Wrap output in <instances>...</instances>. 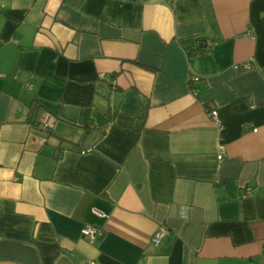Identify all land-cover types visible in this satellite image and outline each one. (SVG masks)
<instances>
[{"label": "crops", "instance_id": "0c3cea01", "mask_svg": "<svg viewBox=\"0 0 264 264\" xmlns=\"http://www.w3.org/2000/svg\"><path fill=\"white\" fill-rule=\"evenodd\" d=\"M0 74V264H264V0H0Z\"/></svg>", "mask_w": 264, "mask_h": 264}, {"label": "built area", "instance_id": "2783aa9c", "mask_svg": "<svg viewBox=\"0 0 264 264\" xmlns=\"http://www.w3.org/2000/svg\"><path fill=\"white\" fill-rule=\"evenodd\" d=\"M237 68L243 67V68H250L251 67V63L249 62H245L241 65L236 64L235 65ZM1 75V74H0ZM210 115L215 118V120L218 122V115H217V110L215 108H212L209 111ZM53 116L50 113H46L42 119L40 120L39 125L45 129V130H49L52 128L53 126ZM244 195H248L251 194V187L250 186H246L243 192ZM95 212L97 214H99L102 217H105L106 214L102 211L96 210ZM103 232V228L100 224L97 223H89V224H85L82 228V233L84 236H86L89 239H95L97 237H99ZM168 232V229L165 227H160L159 229H157L152 237H151V243L154 245H157L160 240L162 239V237L164 236V234H166ZM93 264V262H92Z\"/></svg>", "mask_w": 264, "mask_h": 264}]
</instances>
